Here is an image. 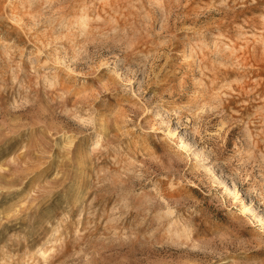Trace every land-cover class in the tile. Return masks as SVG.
I'll return each mask as SVG.
<instances>
[{"label": "rangeland", "instance_id": "374dc122", "mask_svg": "<svg viewBox=\"0 0 264 264\" xmlns=\"http://www.w3.org/2000/svg\"><path fill=\"white\" fill-rule=\"evenodd\" d=\"M0 264H264V0H0Z\"/></svg>", "mask_w": 264, "mask_h": 264}]
</instances>
